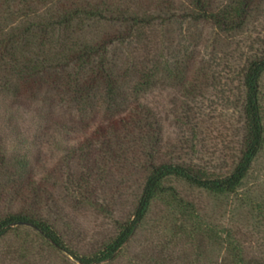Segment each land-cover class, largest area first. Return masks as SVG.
Wrapping results in <instances>:
<instances>
[{"label": "rangeland", "instance_id": "374dc122", "mask_svg": "<svg viewBox=\"0 0 264 264\" xmlns=\"http://www.w3.org/2000/svg\"><path fill=\"white\" fill-rule=\"evenodd\" d=\"M64 1L102 14L82 22L83 37L90 41L123 32L128 23H123L121 15L133 11L168 19L140 27L126 46L113 48L112 57L119 67L124 62L129 66L128 71L127 66L121 69L128 72L124 97L151 111L156 128L162 131L166 159L229 174L239 158L244 135L243 73L250 61L264 57V0L253 8L242 29L230 33L189 19V0H173L175 6L164 3L167 0ZM236 1L213 0L217 7ZM7 6L0 2V11L5 12ZM10 8L14 10V6ZM153 66L158 69L151 88L135 93L140 72L147 67L152 75ZM261 89L264 113V77ZM44 99V93L37 100L0 94V132L23 141L26 148L21 152L31 158L33 177H49L43 183H48L53 204L45 217L65 233L73 248L88 254L115 233V221L132 215L144 174L130 162L124 166L102 164L82 190L77 182L88 163L72 160L69 152L82 141L83 118L66 110L62 99L54 111H45ZM171 184L185 200L196 204L204 222L231 231L242 240L250 257L264 258V148L234 195L217 197L178 181ZM94 187L101 208L86 201ZM181 222L177 213L158 203L116 264H130L141 253L161 251L170 261L178 259L174 264H182L179 260L185 255L195 259L198 254V264H214L224 257L225 246H211L207 241V246L200 247L195 241V253L189 251L194 239L174 235ZM21 235L26 243L15 233L0 240V264H73L67 254L55 251L35 231L24 229Z\"/></svg>", "mask_w": 264, "mask_h": 264}, {"label": "trees", "instance_id": "16d2710c", "mask_svg": "<svg viewBox=\"0 0 264 264\" xmlns=\"http://www.w3.org/2000/svg\"><path fill=\"white\" fill-rule=\"evenodd\" d=\"M261 1L237 0L217 7L213 0H189L191 9L186 16L197 24L212 25L230 33L245 26L253 8ZM0 2L8 5L5 12L0 11V94L16 100H37L44 93L45 111H54L58 99H62L66 110L83 118L82 141L69 152L72 160L88 163L84 168L89 172L85 171L77 182L82 190L90 184L91 176L93 179L96 166L102 164L124 166L130 162L137 164L144 174L132 215L115 221V233L98 250L86 254L73 248L65 233L44 215L53 204L48 183H43L49 177L45 180L33 177L31 158L21 152L26 148L23 141L0 132V240L15 233L23 241L21 233L29 229L55 251L67 254L73 264H116L129 251L132 240L159 203L181 218L174 235L178 239H194L189 251L194 252L196 243L200 247L207 241L211 246L226 247L224 257L214 264H264L263 257H250L242 240L231 231L204 222L196 204L185 200L171 184L173 180L178 181L217 197L234 195L241 188L264 148L261 100L264 57L250 61L243 73L244 135L239 158L229 174H217L197 165L166 159L162 152V131L156 128L151 111L124 97L128 72L121 69L127 66L128 71L129 66L124 62L119 67L112 57L113 48L126 46L140 27L168 19L133 11L121 15L123 23H128L123 32L105 36L101 41H90L83 37L82 22L86 18L102 17L94 8L66 4L64 0ZM164 3L175 6L173 0ZM153 69L152 75L147 67L140 72L135 93L151 88L158 68L153 66ZM97 190L94 187L86 201L99 208ZM197 255L195 259L193 255L189 259L185 255L179 261L198 264ZM169 257L163 251L141 253L130 264L178 262L172 256L170 261Z\"/></svg>", "mask_w": 264, "mask_h": 264}]
</instances>
